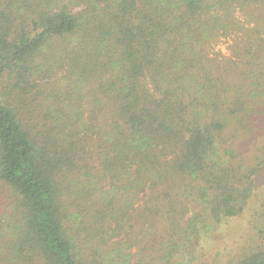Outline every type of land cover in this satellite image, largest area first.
I'll list each match as a JSON object with an SVG mask.
<instances>
[{"label": "trees", "instance_id": "trees-1", "mask_svg": "<svg viewBox=\"0 0 264 264\" xmlns=\"http://www.w3.org/2000/svg\"><path fill=\"white\" fill-rule=\"evenodd\" d=\"M40 2L30 33L0 11V189L20 207L0 204V264H149L129 236L158 225L174 259L243 213L264 166V0Z\"/></svg>", "mask_w": 264, "mask_h": 264}, {"label": "rangeland", "instance_id": "rangeland-1", "mask_svg": "<svg viewBox=\"0 0 264 264\" xmlns=\"http://www.w3.org/2000/svg\"><path fill=\"white\" fill-rule=\"evenodd\" d=\"M40 1L0 0V11L11 15L14 22L11 21V23L15 27L14 31L16 33H30L29 23L34 17V12L38 10V7H34L38 6ZM230 44V40H222L213 47L212 51H220V54L228 56L230 54ZM59 77L60 74L57 75V78ZM57 84L58 82L55 86ZM67 176H69L68 173L65 177ZM63 192L67 194L65 189ZM212 192L210 190V194ZM262 199H264V166L259 170L255 189L244 212L237 217L226 218L222 222L210 219V221L203 223V229L209 227V230H202L197 236H193L191 238L194 241L193 243L181 238L187 245H180V251L174 259L173 256H170L168 236L163 231L162 225H158V229L145 239L138 236L134 231L129 236V246L132 248L141 247L149 264H175L178 262H184V264H239L244 259L264 251V209ZM0 204L4 208L11 209V211L16 206L19 207V203L16 204L13 195L2 189H0ZM63 207L64 209L61 211L72 209L67 204H63ZM188 216L190 215H186L184 219ZM138 219L140 218H133L131 223ZM193 246L195 257L185 256L186 250L191 249Z\"/></svg>", "mask_w": 264, "mask_h": 264}]
</instances>
